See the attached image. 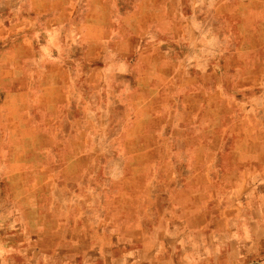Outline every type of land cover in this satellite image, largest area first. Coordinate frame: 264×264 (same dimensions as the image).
<instances>
[{"label":"rangeland","instance_id":"obj_1","mask_svg":"<svg viewBox=\"0 0 264 264\" xmlns=\"http://www.w3.org/2000/svg\"><path fill=\"white\" fill-rule=\"evenodd\" d=\"M38 1L16 0L17 26L24 19L33 26L15 36H8L7 29L0 28V55L13 39L25 33L32 35L33 52L43 62L49 56H58L71 73L73 90L70 96L66 90L69 83L65 81L62 111H41L36 106L34 113L39 119L51 120L50 124L53 121L54 129L56 124L59 127L58 143L48 145L49 157L15 159L12 173L0 175V217L7 219V214L2 213L12 212V219L20 220L11 241L27 225L30 232H41L59 241L56 237H62L75 214H80L76 220L89 219L88 227L105 224V233L111 226L113 236L119 234L118 238L137 246L141 242L138 230L126 215H131L129 211L142 213L146 201L155 204L156 199L164 208H171V216L178 221H185L182 208L188 198H199V204L206 203L208 208L217 205L224 214L225 229L231 227L226 222L231 220L235 222V235L240 233L245 226L241 221L244 214L249 209L262 208L264 196V0H223L224 9L217 14L212 8H204L188 16L194 31L207 38L205 48L192 46L186 65L191 75L177 79L173 74L159 75L165 64L153 63L154 73L145 75L148 80H156V86L150 90L141 87L138 95L137 75L142 72L140 69L144 71L151 65L148 60L139 63L140 54L171 58L175 55L167 19L157 21L164 16L142 14L138 6L146 0H115L108 16L110 29L101 31V16L89 13V0H61L74 7L69 20L67 14L32 13V6L37 8ZM9 6L8 0H0V26L7 25L11 18ZM47 19L63 20V26L50 34L43 29ZM89 26L97 29L96 38L103 33L110 36L105 51L92 54L95 58L90 62ZM120 39L134 45H119ZM204 55L220 60L217 76L212 69L205 71L203 77L199 75L206 67L204 60L208 58ZM210 66L215 67V63ZM94 67L95 87L91 88L85 81ZM6 70L7 62H0V103L18 86V79L7 76ZM2 122L8 123L7 119ZM60 145L63 159L55 152L57 148L61 150ZM42 159L56 191L43 182L49 176L37 168ZM142 186L146 189L141 191ZM249 186L259 187L253 191ZM237 198L240 205H232L231 201ZM248 198L253 200L251 204L244 201ZM218 200L220 204L216 203ZM157 208L152 206V217L160 221L163 212ZM33 209H41L42 216L32 220L24 215ZM257 226L264 227V222H257ZM4 227L5 224L3 230ZM94 241L98 247L99 242ZM10 245L5 233L0 232V256L6 254ZM257 248L258 253L250 258L264 263V239Z\"/></svg>","mask_w":264,"mask_h":264},{"label":"crops","instance_id":"obj_2","mask_svg":"<svg viewBox=\"0 0 264 264\" xmlns=\"http://www.w3.org/2000/svg\"><path fill=\"white\" fill-rule=\"evenodd\" d=\"M8 1L10 6L7 9L9 12H12V15L11 18H9L7 25L2 24L3 26H0V28L7 29L8 36H15L19 31L30 30L33 24L26 22L25 19L23 20V24L17 26L15 19L16 0ZM114 1L115 0L88 1L89 13L101 16L99 22V30L101 31L110 29L109 26L111 22L109 21L108 16L112 14L111 9ZM148 2L149 0H146L142 3V6H138L142 9L141 13L147 16L149 14L152 16H164L163 18H159V20H157L158 22L167 19V30L171 34L169 41L172 43L171 45H173L175 55L173 54L171 58L170 56H160L158 54H154L153 56H143L140 54L138 62L141 63L148 60L151 65H149L144 71L140 69L142 72H139V75H137L136 78L137 89H135V95H138V93L141 92V87L150 90L152 87L156 86V80H154L155 82L148 80L145 75L146 73H154L153 70L156 65L162 66V64H165V67L160 70L159 75L164 76L167 74H173L172 77L176 79L178 77L191 75L186 71V65L191 58L192 46L197 45L199 47L201 45L205 48L207 45V38L205 36L203 37V35L200 37L194 31L188 23V16L198 14L200 10L204 8H212L215 10L216 14L219 10L224 9L223 0H150V2ZM68 4L70 3L65 2L64 4V1L61 0H39V6L37 8H35V4L32 6V13L40 15L43 13L49 15L53 14L57 16L67 14V19L69 20L74 13V7L71 5L69 7L67 6ZM72 5H74V2ZM151 20L153 22V18ZM166 23L164 22V26L167 25ZM160 25L161 23L158 24V26ZM62 26L63 20L60 22L57 20L48 22L47 19L43 23V29L49 31L50 34L52 31H57ZM90 27L93 26H89L87 29V56L89 62L95 58L92 54H102L103 51H105V47H107L108 39L110 37H106V34L104 35L103 33L101 38H96L95 31L97 29H92ZM134 29L139 32L138 27H135ZM192 41H195V43L193 44ZM34 42L33 36H27L25 33L19 39H13V41H10L6 52L0 55V62H7L8 64V70L5 71V73H7L6 75L18 79L17 88L7 93V95H5L6 99H3L2 103H0V164L2 163V166L0 167V175H8L12 173L11 170L16 167L14 163L15 159L20 158L30 160L33 158L49 157L48 145L58 143L59 127L58 124H56L54 129V126L52 125L54 124L53 121L52 124H50L51 120L48 122L43 119V117L39 119L34 113L37 108L36 106H38L41 111H62L65 104L64 96L66 90L69 93L71 88L73 90L71 73L68 72L63 61H60L58 56L52 55L43 62V59L41 60L39 56L33 52L32 45ZM128 43L129 45H134V42L127 41V39H125V41L120 39L119 45H126ZM152 46L153 45H149V48ZM182 47L186 48L181 50ZM204 56L208 58L204 60V65H206V67L199 72V75L203 77L207 74L205 71L212 69L217 76V65L220 60L216 57L209 58L206 55ZM153 63L156 65H152ZM212 63H215V67L210 66ZM94 75L95 67L91 69L85 81L91 88L95 87V81L92 79ZM65 81L69 83L66 90L64 85ZM174 82L170 84L174 85ZM3 119H7L8 123L3 124ZM60 135L59 142L62 143V131L60 132ZM60 147L61 150L58 151V148H55V152L58 154L57 157L63 159L64 152L62 151L63 148L61 145ZM65 155L69 156L68 153ZM28 166H30V164H28ZM44 168L46 169V166H44ZM14 173L18 172L15 171ZM7 187L10 189L9 186ZM258 187L249 186L248 189L254 191ZM144 189H146V186H142L141 191ZM7 197L8 199L10 198V196ZM186 201L187 203L182 208V212L185 213L183 216L185 221H178L176 220V216H171V220L165 221L161 217V220L158 222L160 226L159 230L167 229L166 232H169V241L166 240L165 236L154 238L153 235L156 234V230L153 235L145 233L142 228V222L137 219H133L129 222L133 223L137 228V238H143L139 245H137L139 249H137L136 254L138 252H147L152 256L151 260H153V264H264L256 262V258H250V256L258 253L257 245L262 239H264V227L257 226V222H264V196L261 198L262 208H252L244 214V218L241 221L244 222L245 226L240 233H237L236 235L232 229L235 222L227 220L226 222H230L231 227L227 226L226 230L223 218L224 214L220 211L217 205L208 208L206 203L199 204V198L193 199V201L191 198H188ZM244 201L248 203L250 202L251 204L253 200L248 198ZM216 203L220 204L221 200L216 201ZM231 204L239 206L240 200L238 198L235 199V201L232 200ZM216 206L217 214L214 215L213 209ZM123 212L120 211V214ZM129 212L131 215H127V218L136 216L134 215L135 213L137 214V217L140 218L141 216L140 210ZM75 216V221L71 226L74 228L71 235H69V231H65L66 233H63L62 237H56L57 239L62 240V247L67 248L70 255L72 254L73 256H76L77 249L80 247V244L77 242L78 239H88L86 244L89 242L92 243L93 239H95V230L97 227H83L86 232H84L81 237V234H78V231L81 230V228L78 227L80 221L76 220L81 216L80 214H75ZM129 223H127L128 228L131 227V224L129 225ZM124 230H126V228H123V231ZM101 232L102 231H99L98 238H101L100 241L103 246H105V244L112 246L113 238L121 236L119 234L113 236V234ZM26 236L30 238H40L46 236V234L41 232L35 234L27 232ZM92 244L94 248L97 245L95 242ZM95 249L98 250L99 256L102 255V253H100L101 249L99 244ZM65 251L66 250L64 249L63 252ZM132 264L143 263H141L140 259L136 256L134 257Z\"/></svg>","mask_w":264,"mask_h":264},{"label":"bare ground","instance_id":"obj_3","mask_svg":"<svg viewBox=\"0 0 264 264\" xmlns=\"http://www.w3.org/2000/svg\"><path fill=\"white\" fill-rule=\"evenodd\" d=\"M43 163H44V160L42 159V162L37 164V168H40V170L44 171L41 173L42 174L44 173V175L47 176L48 174L43 167ZM75 163L80 164L79 161H77ZM48 176H49V178L47 180L43 181L44 183L46 181L45 186H54L53 191H56V188H55L56 184L52 179H50L51 174ZM150 191H152V189ZM48 197H50V196H48ZM145 199H147V196H145ZM39 201L41 203V199ZM145 206H146L145 208H142V213L140 214L141 218H138L137 214L135 213L134 215H136V216L130 218V220H133V219L136 220L137 219L138 221H141L142 225H143L142 228H143L145 233H149V234L153 235V233L156 230V234L153 235L154 238L155 237L161 238V237L165 236L166 240L169 241V238H168L169 232L168 233L166 232L167 229L166 230L161 229L162 231L159 230L160 226L158 223L159 222L158 218L154 219L152 217L153 216L152 206H154V209L156 208V210L158 209L157 207L162 209L163 216H161V217L165 221L171 220V213H172L171 210L168 207L164 208L162 205H160V202L158 201V199L155 200V204H149V202L146 201ZM6 208H8V207H6ZM42 208H43V206H42ZM40 210H37V209H33L30 211L28 210V211L24 212V215L29 217L32 220H35V219L39 218L40 216H42ZM9 212H11V211L9 210ZM2 214H7V219L0 217V220L2 221L1 222L2 225L0 226V232L5 233V241L7 240V242L12 243V245H10V247L7 249V252L4 256H0V264H53V263H55V264H132L134 257H136V256L140 259V262L143 264H153V260H151L152 256L150 254H148L147 252H143V253L138 252L136 254V251L139 248L136 245H133L129 241L125 242L124 238L115 237V238H113L114 241L112 240V246H109L107 244H105V246H103L102 242L97 239L98 238L97 236L99 235V231L103 232V230L105 229V224L99 225L98 228H96V230H95L96 234H95V239H94V240L99 242V247L101 249L100 253H102V255L99 256L98 250L95 249L96 247L94 248V246L92 244L95 242L94 240H93L94 242L92 241V243L89 242L88 244H86V243L84 244L83 239L80 238V239H78L80 247H79V249H77L76 256H73V255H70L67 248L62 247V245H61L62 240L58 241L55 238H47V236L46 237L43 236L40 238L39 237H32V238L27 237L26 233L30 232L28 225L26 226V228L23 227L22 231L19 232V236L16 238L17 240L15 239L14 241H11V240H13L12 239L13 237L11 238L10 236H11L13 231L16 232L15 226L17 223H20L19 222L20 220H16V221H18V222H16L15 219H12V218H15L14 217L15 215L12 212L11 213L4 212ZM145 214L147 217L144 216ZM9 216H12V217L10 218ZM64 222H65V220L63 221V223ZM66 222H67V220H66ZM80 222H82V224L79 225L78 227H84L85 226L87 228H90V227H88V225L90 224L89 219L85 220V221H80ZM73 223L74 222H71L69 226L65 227L64 233L69 231V233L71 235V232H73V229H74L71 227ZM4 224H5V227L3 230ZM44 228L46 229V228H48V226H46ZM84 228H82L80 231H78L79 232L78 234H81V237L84 234V232H86L84 230ZM50 229H52L51 226H50ZM106 230L111 234L112 227L109 226V228ZM36 232H37V230H36ZM30 233H32V232H30ZM160 233H161V235H160ZM32 234H35V233H32ZM103 237H104V235H103ZM141 239H143V238H141ZM156 241H157V239H156ZM103 247H104V250H103ZM32 248H35V249H32ZM64 249L66 250L65 253L63 252Z\"/></svg>","mask_w":264,"mask_h":264}]
</instances>
